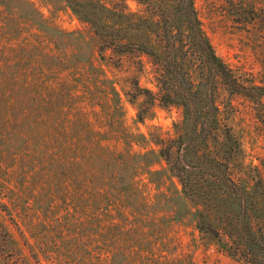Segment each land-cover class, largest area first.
<instances>
[{"label": "rangeland", "instance_id": "obj_1", "mask_svg": "<svg viewBox=\"0 0 264 264\" xmlns=\"http://www.w3.org/2000/svg\"><path fill=\"white\" fill-rule=\"evenodd\" d=\"M79 1L123 14L131 27L126 41L146 39L159 51L160 12L176 4ZM241 4L264 10V0H195L218 56L260 84L264 22L247 19ZM137 25L144 31L134 30ZM101 45L67 0H0V224L22 260L246 264L233 253L243 244L237 232L214 240L199 231L197 208L152 153H158L153 139L174 138L183 121L181 107L159 104L139 121V110L148 107L145 98L131 103L127 94L135 80L159 94L156 67L146 56L115 55L100 51ZM224 89L220 85L222 116L242 150L231 171L264 196V123L256 114L262 108ZM223 200L205 211L219 215L220 208L235 207L229 195Z\"/></svg>", "mask_w": 264, "mask_h": 264}, {"label": "trees", "instance_id": "obj_2", "mask_svg": "<svg viewBox=\"0 0 264 264\" xmlns=\"http://www.w3.org/2000/svg\"><path fill=\"white\" fill-rule=\"evenodd\" d=\"M8 1L17 2L1 0V3ZM175 2L171 9L160 12L157 33L162 50L159 51L146 39L126 41L127 30L131 27L123 14L112 13L91 1L67 0L69 7L94 29L102 42L100 51L110 50L120 56H146L156 67L159 94L142 88L137 80L131 84L133 92L127 94L131 103L139 97L145 98L148 107L139 110L140 122L155 104L183 109V121L177 127L176 136L154 138L158 153H152L165 161L170 175L179 181L183 196L197 208L195 216L199 231L214 240H220L223 234L233 237L237 232L243 244L235 247L233 253L246 264H264V196H258L255 189L246 188L231 171V165L240 158L242 150L238 137L222 116L219 104L222 85L231 97H242L255 108H262L256 114L264 123V82L259 84L237 74L218 56L203 29L195 0ZM239 11H244L250 21L264 22L262 9L255 6L249 9L241 4ZM25 15L30 19L36 17L30 12ZM114 17L120 21L111 22ZM134 30L142 32L144 28L137 25ZM115 65H121V62ZM139 65L140 68L143 66L141 62ZM226 194L235 200L233 209L220 208L219 215L213 210L211 213L205 211L209 205L218 207ZM0 264H26L3 224H0Z\"/></svg>", "mask_w": 264, "mask_h": 264}]
</instances>
